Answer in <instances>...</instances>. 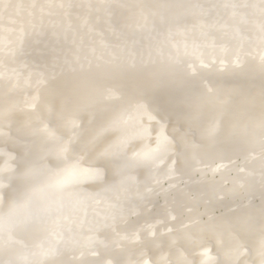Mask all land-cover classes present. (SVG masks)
I'll return each mask as SVG.
<instances>
[{
  "label": "bare ground",
  "instance_id": "1",
  "mask_svg": "<svg viewBox=\"0 0 264 264\" xmlns=\"http://www.w3.org/2000/svg\"><path fill=\"white\" fill-rule=\"evenodd\" d=\"M13 3H58L60 0H11ZM80 3L154 4L174 0H65ZM199 3H243L246 0H187ZM116 14L127 9H116ZM103 13L76 10L71 15L35 17L26 10L13 14L12 19L0 17V37L11 38L12 46L23 54L17 59L5 57L0 44V159H9L18 150L16 136L23 130L29 138L33 129L47 125L69 135L71 130L60 119L63 102L55 90L61 89L76 73L66 61L79 58L93 65L92 79L98 86L96 99L87 95L77 101L81 120L77 129L84 139L95 138L97 150L111 146L113 150L141 151L149 143L155 147L156 137L163 130L172 140L171 152L159 162L132 170L127 189L105 191L106 185L118 182L109 168L101 180H87L86 192L95 199L81 206L65 222L59 238L36 232L25 237L31 246L58 244L63 264H133L135 261H159L181 253L199 261L201 246L216 257L221 252V236L207 228L209 218H228L233 211L262 203L261 169L258 147L253 151L229 135L231 113L242 109L243 98L259 94L264 85L260 70L258 44L250 26L233 19L231 12L216 11L208 20L202 34L200 24L189 17V30L173 34L165 42L157 31H137L135 46L129 51L140 61L137 71L108 75L96 71L120 53L121 41L109 29ZM196 26L193 27L192 25ZM7 30V31H6ZM240 54V63L235 57ZM180 68L181 72H174ZM115 85L125 97L143 95L153 119L145 115L143 123L150 128V137L133 136V118L116 128L107 126L111 105L117 101L98 103L99 90ZM230 97V114L222 120V131L215 147L198 159L186 148L182 131L190 122L177 121L172 109L180 104L185 114L191 113L195 139L206 147L202 138L207 124L221 116L222 105L217 97ZM159 122V123H158ZM161 125H164L161 129ZM191 138V137H190ZM178 153L184 155L177 161ZM243 180V186H242ZM151 189V191H148ZM98 194V195H96ZM119 203L113 211L110 202ZM225 243L230 238L223 237ZM246 243L248 241H245ZM222 255V252H221ZM3 253L0 252V258ZM248 258V257H243ZM254 258V257H253Z\"/></svg>",
  "mask_w": 264,
  "mask_h": 264
},
{
  "label": "snow or ice",
  "instance_id": "2",
  "mask_svg": "<svg viewBox=\"0 0 264 264\" xmlns=\"http://www.w3.org/2000/svg\"><path fill=\"white\" fill-rule=\"evenodd\" d=\"M78 9L82 12L87 10L105 14L109 29L121 41L120 53L103 65L97 64L95 68L98 72L114 75L138 70L140 61L129 51L130 47L135 46L137 31H157L164 38L161 42H165L173 34L187 32L189 17H192L200 24L202 34L207 35L203 30L208 20L222 9L230 11L233 19L239 18L250 26L255 34V38L250 40L253 44H258L259 66L264 75V0L208 4L187 0L154 4H75L65 0L58 3L24 4L0 0V17L10 20L20 10H26L32 17L38 11L43 19L45 15H71ZM116 9H127L128 12L117 15ZM0 44L3 45L5 57L17 59L23 54V42L19 48L13 47L11 38L5 35L0 37ZM235 63L239 65L240 54L236 55ZM66 64L76 75L55 92L64 106L60 119L71 130L70 134L64 135L45 125L33 129L29 138L23 130H19L15 155L9 159H0V252L3 253L0 264H63V261L57 259L60 255L58 244L51 243L47 247L42 244L29 246L25 237L40 232L46 237L51 235L59 238L61 232L58 230L65 222L70 221L81 206L95 199L92 193L83 188L85 181L101 180L102 175L112 168L118 182L106 185L104 190H126L133 169L159 162L172 149V140L161 130L156 137L155 147L149 143L139 152L135 149L124 150L123 144L127 143L125 139L116 150L111 146L97 150L95 138L84 139L77 130L81 120L78 99L84 95L90 99L97 98L98 86L92 79L93 65L91 62L85 65L79 58L66 61ZM174 72L179 73L181 69L175 68ZM105 99L117 101L111 105L112 114L107 122L109 128L128 123L135 114L139 122L133 124V136H151V130L145 127L143 118L147 115L151 120L153 116L143 95L125 97L118 87L111 85L99 90L98 103L102 104ZM217 99L222 105L221 116L211 120L201 133L202 138L209 142L207 147L195 139V132L191 130V121L196 117L191 113L185 114L180 104L172 109L178 122H190L189 131H182V139L186 148L191 150L193 159L207 155L214 149L215 141L222 131V120L230 114V97L218 96ZM231 114L233 123L229 135L251 147L253 151L258 147L264 164V85L258 95H245L242 109ZM163 127L161 125V129ZM0 134H3L2 130ZM183 155L178 153V159L174 163H178ZM260 175L262 203L258 208L249 204L245 209L233 211L231 217L209 218L206 227L217 231L221 236L222 255L218 252L213 258L202 245L199 261L189 259L183 253L173 259L171 256L175 253H172L151 264H264V167ZM241 183L243 186V180ZM108 207L116 211L120 205L113 201ZM225 235L230 238L227 243L223 240ZM114 264L122 262L115 261ZM133 264L147 262L138 260Z\"/></svg>",
  "mask_w": 264,
  "mask_h": 264
}]
</instances>
